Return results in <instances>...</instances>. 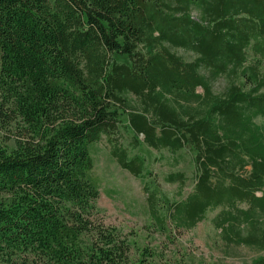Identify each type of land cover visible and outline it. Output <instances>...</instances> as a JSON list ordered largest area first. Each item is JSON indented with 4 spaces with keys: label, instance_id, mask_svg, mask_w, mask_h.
Returning <instances> with one entry per match:
<instances>
[{
    "label": "trees",
    "instance_id": "1",
    "mask_svg": "<svg viewBox=\"0 0 264 264\" xmlns=\"http://www.w3.org/2000/svg\"><path fill=\"white\" fill-rule=\"evenodd\" d=\"M0 95V124L18 131L0 145V264H149L155 251L133 257L97 205L103 138L123 168L146 171L120 141L123 113L133 147L143 134L194 151L185 199L160 214L147 190L162 231L220 208L227 244L264 251V0H0Z\"/></svg>",
    "mask_w": 264,
    "mask_h": 264
},
{
    "label": "rangeland",
    "instance_id": "2",
    "mask_svg": "<svg viewBox=\"0 0 264 264\" xmlns=\"http://www.w3.org/2000/svg\"><path fill=\"white\" fill-rule=\"evenodd\" d=\"M115 57L120 62L130 61L126 55L116 54ZM224 86V77L214 81L216 91H222ZM1 99L0 95V102ZM128 124L129 115L123 113L120 141L128 148L130 156L145 157L144 175L135 176L123 168L112 153V145L103 138L94 148L93 176L100 191L97 199L100 215L106 224L129 235L134 246L133 257L139 256L141 249H148L155 251L149 264H246L264 254L258 248L227 244L223 240L212 221L220 208L209 209L206 219L193 229L175 227L168 219V229L162 231L151 213L147 190L158 191L160 214H166L172 202L185 199L196 184L194 151L187 147L174 154L167 148L156 149L143 141V134L139 136V145L133 147L136 134ZM17 136L14 125L3 127L0 124L1 146H12ZM178 171L187 176L183 186L167 181L170 173Z\"/></svg>",
    "mask_w": 264,
    "mask_h": 264
}]
</instances>
